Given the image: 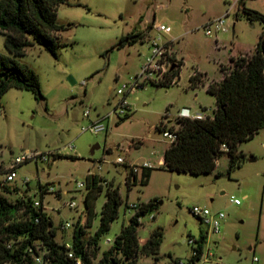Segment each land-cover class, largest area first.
Wrapping results in <instances>:
<instances>
[{
  "label": "rangeland",
  "instance_id": "rangeland-1",
  "mask_svg": "<svg viewBox=\"0 0 264 264\" xmlns=\"http://www.w3.org/2000/svg\"><path fill=\"white\" fill-rule=\"evenodd\" d=\"M243 7L264 15V0H67L60 4L57 23L63 29L56 54L34 44L16 57L37 73L42 96L11 87L0 100V194L11 201L21 196L42 200L57 242L70 241L78 222L88 242L99 225L106 186H118L122 204L97 241L93 264H98L139 204L149 200L156 205L140 217L137 237L141 245L158 229L160 245L155 254L139 249L136 264H264V127L239 144L244 157L238 165L229 168L223 153L212 172L198 175L164 166L163 152L171 140L157 129L161 122L176 128L183 107L212 116L215 96L202 84L191 86L189 77L200 72L206 82L217 79L219 66L230 64V54L254 51L264 22L250 19ZM226 12V29L212 27V35L207 36L203 26ZM160 24L171 31L158 30ZM140 31L141 40L116 46L122 36ZM152 40L170 45L167 62L182 61L176 82L156 86V81H146L125 95L117 94L140 73L151 55ZM3 41L0 33V53L8 55ZM122 97L128 116L119 119ZM98 120L104 123V131L82 130ZM26 152L50 154L47 160L22 163L16 178L3 182L13 159ZM117 157L124 162H116ZM144 161L154 165L147 183H140L139 169L132 184L130 165ZM91 175L98 177L102 189L90 200L89 214L84 203L87 185L79 187L78 182L87 183ZM25 178L28 184L22 183ZM40 184L53 186L59 195L45 193L41 198ZM71 201L75 207L67 205ZM130 203L137 207L130 208ZM193 205L224 214L217 232L191 214ZM65 222L71 226L63 229ZM201 236L202 255L192 263Z\"/></svg>",
  "mask_w": 264,
  "mask_h": 264
},
{
  "label": "trees",
  "instance_id": "trees-1",
  "mask_svg": "<svg viewBox=\"0 0 264 264\" xmlns=\"http://www.w3.org/2000/svg\"><path fill=\"white\" fill-rule=\"evenodd\" d=\"M64 2L67 0H0V33L4 36L3 44L8 52V55L0 53V100L11 87L31 90L36 96H42L37 73L16 57L23 55L25 49L34 44L42 45L56 54L59 31L63 29L57 23V9ZM243 12L250 19L264 22V15L254 9L243 7ZM143 35L141 31L126 34L116 46L132 44L141 40ZM228 62L230 64L227 67L223 64L219 66V81L206 82L200 72H194L189 77L191 86L206 84V91L215 96L216 105L212 116L194 119L178 116L176 128L162 122L157 127L162 132H176V138L163 152V164L168 170L193 175L210 173L216 168L218 156L223 153L227 154L229 168H232L244 157L239 144L251 139L264 127V30L253 52L230 56ZM181 64L179 60L174 67H170L163 82L153 83L156 86L172 84L179 75ZM127 116L128 112L119 119ZM222 143L228 146L227 150L221 149ZM151 169H142L141 184L147 183ZM136 173L131 169L128 173L132 184L136 182ZM98 181L96 175H91L86 183L88 192L84 203L89 214L92 211L90 200L102 189ZM39 187L45 185L40 184ZM7 191L11 193L10 189ZM105 197L98 228L88 242L83 239L84 229L79 222L74 226L70 241L75 258L80 259L79 264H93L92 257L96 254L98 239L118 216L122 204L119 187L107 185ZM155 205L151 200L139 204L128 224L122 226L112 245L103 252L98 264H136L139 249L148 255L157 252L161 240L160 230H154L141 245L137 237L140 217ZM52 224L42 206H33L30 196L11 201L0 194V264H38L26 251L28 246L36 242L44 250L41 264H77L75 258L68 257L65 246L55 239ZM203 238L201 236L194 249L196 253L191 257L192 263L202 255Z\"/></svg>",
  "mask_w": 264,
  "mask_h": 264
},
{
  "label": "built area",
  "instance_id": "built-area-1",
  "mask_svg": "<svg viewBox=\"0 0 264 264\" xmlns=\"http://www.w3.org/2000/svg\"><path fill=\"white\" fill-rule=\"evenodd\" d=\"M228 14V12H226L223 16H221L220 18H217L215 20H211L210 22H208L207 24H205L204 27V32L207 36H211L212 35V27L216 30V31H224L226 29L225 26V17ZM158 30L165 32V33H169L171 31L170 26L165 25V24H160L158 27ZM168 51L170 53V48L168 45H160L156 40H152L151 41V55L147 57L145 63L143 64L140 73L137 74L135 76L134 82L130 85L124 84L123 88H119L117 89V94H124L125 95V91L126 92H131L135 89V87H140L144 82L146 81H151L154 82L156 81L157 83L163 82L164 78H165V73L166 71L174 64H172L171 62H167L168 59ZM173 82H176V78L173 80ZM119 112L117 113V115L119 116V114H126V108L127 105L125 103L124 97L121 98L120 102H119ZM87 111L83 112L84 116H87ZM179 116H183V117H189V118H203L204 115L201 112H190V109L188 107H183L180 111H179ZM106 129L104 123L100 120L98 121H93L91 122L88 126L83 127L82 130H89L93 133H99L102 132ZM163 133V136H166L168 138H170V140H174L176 138V132L175 130H166ZM221 149L222 150H227L228 146L225 143L221 144ZM50 153H43V152H26L22 155L16 156L12 163L10 164V166L8 167L7 171L5 172L4 175V180L3 182H11L13 181L16 177H17V172H16V168L18 166H20L22 163L29 161L31 159H37L39 158L40 160H47L48 159V155ZM116 162L122 163L124 162V160L121 157H117L116 158ZM154 167L153 164L144 161L141 164H131L130 165V169L133 172H137L139 169H144V168H152ZM29 178H25L22 180V183L24 184H28L29 183ZM86 183L84 182H78V186L79 187H83L85 186ZM39 191L41 196L43 197V194L45 193H54L56 194L55 196H57L59 193L56 192L53 188V186H45L43 188L39 187ZM41 197V198H42ZM232 201L234 203H238L239 200L236 198H233ZM69 207H75L76 204L74 201H71L67 204ZM33 206L35 207H39L42 206L44 209H46L43 206V202L42 200H33ZM128 206L130 208L135 209L137 207V205L135 203H130L128 204ZM190 212L193 216H195L201 223L207 224L210 229H212V231L217 232L219 229V225H220V221L223 219L224 214L222 212H218L217 214H211V212L206 208V207H200L198 205H193L190 208ZM36 221H38V219L36 218ZM71 224L69 222H65L64 224H62V228H68L70 227ZM110 240L107 239L106 242H109ZM65 248L67 249V255L70 258H75L74 252L72 250V242L71 241H63L61 242ZM189 243H193L192 239H189ZM27 253L30 255L31 259L38 264H41L43 259H42V253H44V250L40 247V244L38 242L33 243L32 246H28L27 247ZM196 251H193V254H195ZM76 259V263L79 264L80 263V259L79 258H75ZM256 260V258H255Z\"/></svg>",
  "mask_w": 264,
  "mask_h": 264
},
{
  "label": "crops",
  "instance_id": "crops-1",
  "mask_svg": "<svg viewBox=\"0 0 264 264\" xmlns=\"http://www.w3.org/2000/svg\"><path fill=\"white\" fill-rule=\"evenodd\" d=\"M169 48H170V45H169ZM171 51V50H170ZM245 53H250V51L249 52H245ZM242 54H244V53H242ZM233 55H236V54H230V56H233ZM229 56V57H230ZM178 59V58H177ZM181 61V60H180ZM182 62V61H181ZM181 66H182V64H181ZM181 66H180V70H181ZM180 70H179V73H180ZM221 79V75H219V77L217 78V79H212V80H215V81H219ZM212 80H210V81H212ZM203 87H204V89H206V84L205 85H203ZM1 102V101H0ZM205 116V115H204Z\"/></svg>",
  "mask_w": 264,
  "mask_h": 264
},
{
  "label": "water",
  "instance_id": "water-1",
  "mask_svg": "<svg viewBox=\"0 0 264 264\" xmlns=\"http://www.w3.org/2000/svg\"><path fill=\"white\" fill-rule=\"evenodd\" d=\"M171 67H174V65H172ZM254 158L253 157H250V160H253Z\"/></svg>",
  "mask_w": 264,
  "mask_h": 264
}]
</instances>
